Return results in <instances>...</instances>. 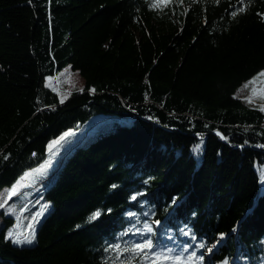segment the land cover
I'll return each instance as SVG.
<instances>
[{"label":"trees","instance_id":"1","mask_svg":"<svg viewBox=\"0 0 264 264\" xmlns=\"http://www.w3.org/2000/svg\"><path fill=\"white\" fill-rule=\"evenodd\" d=\"M156 4L0 0V194L119 117L63 153L32 243L3 215L0 264H264V111L236 96L264 72V0ZM68 66L85 85L62 103L46 78Z\"/></svg>","mask_w":264,"mask_h":264},{"label":"rangeland","instance_id":"2","mask_svg":"<svg viewBox=\"0 0 264 264\" xmlns=\"http://www.w3.org/2000/svg\"><path fill=\"white\" fill-rule=\"evenodd\" d=\"M249 82H246L240 87L236 96L244 103L261 109L264 107V99L260 98L259 89L264 87V85L259 81L255 85L249 84ZM46 85L59 96L60 101L63 100V102H65L73 92L81 91V89L83 90L85 82L79 72L73 71L71 67L68 66L55 76L46 78ZM246 85L247 87H245ZM252 88L257 89V95H252ZM248 97L252 98L251 103L246 102V98ZM109 118V116L104 115L94 116L90 120V123L93 124L86 128V130L78 129L70 132L71 135L66 136L58 146L49 152L45 161L37 167L27 171L16 183L11 187L5 188L1 192L0 205L3 206L0 207V227L4 224V216L14 217L15 224L10 230V233L13 234L12 240L23 241L26 237L32 236L33 233L35 238L37 225L40 221L39 219H41L47 211V205L42 203L40 194L44 192L51 183L64 156L73 148L70 146L83 140V138L86 137L88 133L95 130L96 127L101 126L100 128H105L107 124L113 121ZM82 135L83 137L80 138ZM66 151L67 153L63 154ZM36 205H40V207L34 212L33 216L30 217L29 211ZM182 264L192 263L182 261Z\"/></svg>","mask_w":264,"mask_h":264},{"label":"snow or ice","instance_id":"3","mask_svg":"<svg viewBox=\"0 0 264 264\" xmlns=\"http://www.w3.org/2000/svg\"><path fill=\"white\" fill-rule=\"evenodd\" d=\"M170 2V0H157V4L154 5V7H161V6H167V4ZM243 9H241L242 11ZM264 72L259 73V75L254 78L252 81L249 82V84L255 85L258 81L264 85ZM247 87V85L245 86ZM82 90V89H81ZM94 91V90H92ZM252 95L255 96L257 95V89L256 88H252ZM259 95L261 99H264V87H261L259 89ZM63 102V100L61 101ZM246 102L251 103L252 102V98L248 97L246 98ZM261 111H264V107L261 108ZM71 135V133H65L64 136H61L58 140L53 141L50 145H49V151L51 152L56 146H58L61 141H63L65 139L66 136ZM136 197L134 196L133 199H135ZM3 205H0V207H2ZM100 212H96L92 215V217H90V220H95L100 216ZM31 227V226H30ZM145 228L147 230V232L151 233L152 232V227L149 225H145ZM183 232V230H182ZM184 235H188L187 232H183ZM13 236L12 233L8 234V238L11 239ZM34 239V233L32 236L30 237H26L25 240L21 241V240H13V243H32ZM194 239V238H193ZM112 247H114L118 252H121V248L119 244L113 245ZM197 247H204V245L198 244ZM153 248V242L151 239L145 241V242H140V243H134L129 249L128 251L132 252L134 255H140L146 251L150 252ZM187 247H185L183 249V251H187ZM171 249H169L167 252H157L154 254V257L152 258L154 261V264H164V261L166 259L169 258V255L171 253ZM209 251H211V249H209ZM193 255H190L188 257L189 260L193 259ZM175 264H182V260L181 257L179 255H177L175 258Z\"/></svg>","mask_w":264,"mask_h":264},{"label":"water","instance_id":"4","mask_svg":"<svg viewBox=\"0 0 264 264\" xmlns=\"http://www.w3.org/2000/svg\"><path fill=\"white\" fill-rule=\"evenodd\" d=\"M215 133L219 134L224 140L226 139L225 135L222 132L216 131Z\"/></svg>","mask_w":264,"mask_h":264}]
</instances>
